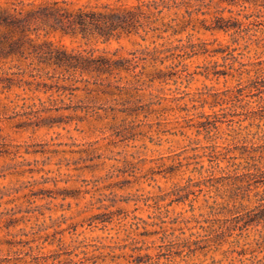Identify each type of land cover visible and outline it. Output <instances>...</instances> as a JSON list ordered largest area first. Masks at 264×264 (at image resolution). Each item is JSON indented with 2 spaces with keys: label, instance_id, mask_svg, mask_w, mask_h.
<instances>
[{
  "label": "rangeland",
  "instance_id": "rangeland-1",
  "mask_svg": "<svg viewBox=\"0 0 264 264\" xmlns=\"http://www.w3.org/2000/svg\"><path fill=\"white\" fill-rule=\"evenodd\" d=\"M197 3L230 29L199 13L163 38H64L171 50L109 76L0 81V264H264V7Z\"/></svg>",
  "mask_w": 264,
  "mask_h": 264
},
{
  "label": "trees",
  "instance_id": "trees-1",
  "mask_svg": "<svg viewBox=\"0 0 264 264\" xmlns=\"http://www.w3.org/2000/svg\"><path fill=\"white\" fill-rule=\"evenodd\" d=\"M198 0H0V81L14 83L28 79L81 76H109L137 67L140 61H158L169 48H156L133 57L98 53L95 48H70L61 40L80 39L85 44L109 43L139 34L146 39L154 33H182L195 14L212 15L207 29L228 31L231 25L223 14L202 10ZM231 5L249 3L264 7V0H222ZM174 11L170 21L162 20ZM183 11L182 16L180 12ZM222 11V10H221ZM232 11V10H231ZM168 13V12H167ZM161 23L159 24V21ZM207 21V18H203ZM193 29L194 26H193ZM58 38V41L55 39ZM264 218V209L259 218Z\"/></svg>",
  "mask_w": 264,
  "mask_h": 264
}]
</instances>
